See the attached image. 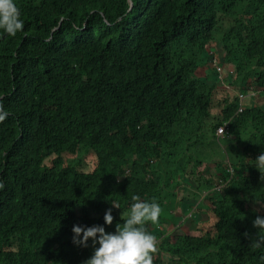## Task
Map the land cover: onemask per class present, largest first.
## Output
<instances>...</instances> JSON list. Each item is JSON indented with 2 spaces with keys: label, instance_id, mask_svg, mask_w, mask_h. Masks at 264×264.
I'll use <instances>...</instances> for the list:
<instances>
[{
  "label": "trees",
  "instance_id": "16d2710c",
  "mask_svg": "<svg viewBox=\"0 0 264 264\" xmlns=\"http://www.w3.org/2000/svg\"><path fill=\"white\" fill-rule=\"evenodd\" d=\"M14 2L23 28L0 33V264H82L92 247L73 245L71 226L103 224L116 201L104 225L114 231L132 195L160 205L144 224L152 264H264L252 223L264 217L253 167L264 151V0ZM220 23L231 28L216 42ZM219 45L228 85L210 66ZM250 91L263 101L240 115ZM203 193L211 208L175 216ZM178 222L189 230L173 238Z\"/></svg>",
  "mask_w": 264,
  "mask_h": 264
},
{
  "label": "clouds",
  "instance_id": "9594fccd",
  "mask_svg": "<svg viewBox=\"0 0 264 264\" xmlns=\"http://www.w3.org/2000/svg\"><path fill=\"white\" fill-rule=\"evenodd\" d=\"M22 28L23 21L14 0H0V33L14 36ZM217 68L219 71V67ZM255 94L250 91L245 95H238L241 104L238 114H243L245 105H248ZM7 116L8 112L0 105V122ZM216 138L222 139L217 136ZM253 167L260 173L259 179L264 180V151H260L255 157ZM214 190L220 192L221 188L215 187ZM131 200L133 202L130 204L127 218L121 226L115 227L114 231L106 232L104 225L113 220L112 208H120L116 201H110L111 207L105 209L103 224L71 226L73 245L88 247L90 244L92 247L91 254L82 264H152L151 254L156 251V237L145 230L144 224L158 221L160 205L154 198L142 200L137 195H132ZM252 223L260 233L254 246H260L264 243V217L257 216ZM261 259L264 260V256Z\"/></svg>",
  "mask_w": 264,
  "mask_h": 264
},
{
  "label": "rangeland",
  "instance_id": "374dc122",
  "mask_svg": "<svg viewBox=\"0 0 264 264\" xmlns=\"http://www.w3.org/2000/svg\"><path fill=\"white\" fill-rule=\"evenodd\" d=\"M230 26H231L230 23H220V26H219L218 30L214 33V40L216 42H218L225 35H227V32L230 31V28H231ZM209 51H210V54H211L212 59H213V62L210 63V66L214 67L215 63H216V66H219L220 77L223 80V82L225 83V85H228L227 79L225 81V77H227V75H229V72H231V73L233 72V67H228V66H225V65H221L220 66V63H222L224 58H225V55L221 54V45H219L218 47H211V49H209ZM204 73H206V72H204V71L201 72L202 75ZM256 94H255V97L253 99L249 100V102L247 103L248 105L251 106L253 104L254 105L261 104V102L263 101L262 95H260V94L258 95V93H256ZM211 124H212V122H209L208 123L209 129H208V127H206V130L204 131L205 134L208 135V136H212V132L210 131V127L213 124L212 125ZM235 144L237 145V142H235ZM218 162H219V160L216 159L215 162H213V163H218ZM207 167H201L200 169L204 168L207 171ZM216 173H217V171H214V170L211 172V174H216ZM207 177H208V175H207ZM193 181H195V180H193ZM204 197L205 196H204V193H203V194L200 195L198 200L188 198L185 201L181 202V207L175 211V216L177 218L180 217L178 219H181V220L190 219V216H191V213L193 212V210H192V208L190 210H187L188 209L187 207L191 206L195 210V208H196L195 204H198V203H203L204 206H206L207 208H211L212 206L209 204L207 199L204 198ZM179 198L181 199L180 194H179ZM212 223H213L212 220L209 221V223L207 224L208 228L212 227V225H213ZM188 230H189L188 229V225L186 223H181L180 224L178 222L177 224H175L172 227H170V229L168 230V234L171 235V237H173V238H177V237L185 234Z\"/></svg>",
  "mask_w": 264,
  "mask_h": 264
},
{
  "label": "built area",
  "instance_id": "2783aa9c",
  "mask_svg": "<svg viewBox=\"0 0 264 264\" xmlns=\"http://www.w3.org/2000/svg\"><path fill=\"white\" fill-rule=\"evenodd\" d=\"M228 130L226 129V127H220L219 129H217V133H216V136L218 138H225L226 137V134H227ZM220 191V190H219Z\"/></svg>",
  "mask_w": 264,
  "mask_h": 264
},
{
  "label": "bare ground",
  "instance_id": "6f19581e",
  "mask_svg": "<svg viewBox=\"0 0 264 264\" xmlns=\"http://www.w3.org/2000/svg\"><path fill=\"white\" fill-rule=\"evenodd\" d=\"M228 126V125H227ZM223 127V126H222Z\"/></svg>",
  "mask_w": 264,
  "mask_h": 264
}]
</instances>
